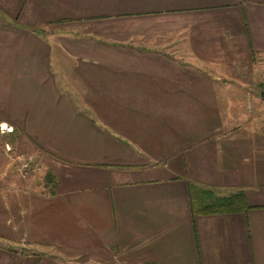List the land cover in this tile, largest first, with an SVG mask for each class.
<instances>
[{"label":"crops","instance_id":"crops-1","mask_svg":"<svg viewBox=\"0 0 264 264\" xmlns=\"http://www.w3.org/2000/svg\"><path fill=\"white\" fill-rule=\"evenodd\" d=\"M262 71L264 0H0V264H264Z\"/></svg>","mask_w":264,"mask_h":264},{"label":"trees","instance_id":"trees-1","mask_svg":"<svg viewBox=\"0 0 264 264\" xmlns=\"http://www.w3.org/2000/svg\"><path fill=\"white\" fill-rule=\"evenodd\" d=\"M187 199L192 215L231 213L254 207L247 205L242 191L215 196L211 190L192 182L187 185Z\"/></svg>","mask_w":264,"mask_h":264},{"label":"built area","instance_id":"built-area-1","mask_svg":"<svg viewBox=\"0 0 264 264\" xmlns=\"http://www.w3.org/2000/svg\"><path fill=\"white\" fill-rule=\"evenodd\" d=\"M260 81L264 84V71L261 72L260 75ZM13 131V127L9 124H6L5 122H0V133H11ZM7 153L11 150L9 145L4 144L3 148ZM33 154H23V155H16L11 158L13 161L19 160L22 161L20 164V167L17 168V171L21 176H24L26 173H29V171H26V168H28V161H31L33 159ZM21 168V169H20Z\"/></svg>","mask_w":264,"mask_h":264},{"label":"rangeland","instance_id":"rangeland-1","mask_svg":"<svg viewBox=\"0 0 264 264\" xmlns=\"http://www.w3.org/2000/svg\"><path fill=\"white\" fill-rule=\"evenodd\" d=\"M14 130V129H13ZM13 132V131H12ZM11 132V133H12ZM2 134H4V133H0V148H1V146H2V148H4V143L6 142V143H9V140H8V136L7 135H2ZM11 148V147H10ZM8 155H10V158H13V156L11 155V153H10V151H9V153H8ZM20 155V154H19ZM33 167H30V168H26V171L28 172L29 171V173L31 172V173H34V171H33ZM16 172V171H15ZM17 173V172H16Z\"/></svg>","mask_w":264,"mask_h":264}]
</instances>
